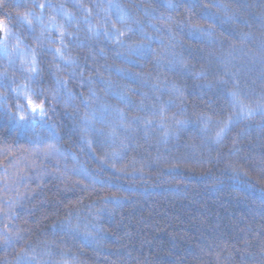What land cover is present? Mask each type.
Returning a JSON list of instances; mask_svg holds the SVG:
<instances>
[{"label":"trees","instance_id":"trees-1","mask_svg":"<svg viewBox=\"0 0 264 264\" xmlns=\"http://www.w3.org/2000/svg\"><path fill=\"white\" fill-rule=\"evenodd\" d=\"M6 2L0 264H264V0ZM25 85L47 113L27 131Z\"/></svg>","mask_w":264,"mask_h":264},{"label":"snow or ice","instance_id":"snow-or-ice-1","mask_svg":"<svg viewBox=\"0 0 264 264\" xmlns=\"http://www.w3.org/2000/svg\"><path fill=\"white\" fill-rule=\"evenodd\" d=\"M8 6L9 5L7 4L6 0H0V8H7ZM41 7H43V5H41ZM49 7H51V5H49ZM88 14L89 15L91 14L90 11L88 12ZM30 15H31V13L23 14V19L28 21L29 24H31V20L28 19V17ZM65 15L70 16V14H68V13H65ZM117 22L123 23L124 18L122 16L119 17ZM85 23H88V21L85 20ZM113 29L115 30L116 33H118V36L115 38L114 42L117 43L120 47H124L123 42L119 39V37L125 36V34L127 32H133L134 29H132L131 27H126L123 30L116 29L115 24H113ZM57 30L59 31V34H60L59 43H60L61 47H57L55 49V51L53 52V55L55 57L60 58V59H64L63 49L67 47V45L64 43V39L66 36H71V34L65 32L63 30L62 26L60 28H58ZM88 31L93 32V28L89 27ZM141 31H142V29H141ZM0 32L4 33V39L0 40V52H2L6 56H10L11 53L8 52L6 40L11 35V31L7 27V25L3 23L2 20H0ZM104 34L108 37H112V35H113V33L108 32L107 29H105ZM151 39L152 38L149 37L145 33L141 36V42L140 43H137L135 46H132V45L127 46L125 52L117 53V55L127 62H131L129 60V58L133 57V56L149 55L152 53V49L150 47ZM49 42L51 43V41H49ZM37 43H41V41L37 40ZM17 49H18V45H17V48L14 49L13 51L16 52V54L21 57V69L20 70L23 72L29 73L30 75L27 77V79L34 81L36 75H38V72H39L36 51L31 50L30 53H21V52H18ZM48 51L52 52V49H48ZM66 62H70V61H66ZM9 64L13 65L14 62L12 60H9ZM116 71L119 73L122 70L117 69ZM8 87H9V84L7 82L6 74H0V88H8ZM11 91L16 93L17 96H20L21 94L29 96V98H28V109H30V111L28 109H24L22 105L17 104L15 112L8 111L6 113L7 119L9 121L13 122L14 125L17 127V129L27 131V130L33 128L37 124L38 117L41 120H43L46 117L47 113H46V109L44 107V102L42 101L40 104H33L30 96L36 95V93L31 88H29L27 85H25L23 87V89H21L19 86L16 88H12ZM176 91L179 92L180 90L177 89ZM233 97L235 98V94H233ZM6 99H7L6 96H0V105L4 106V107H0V112H4V108L6 107V105H5ZM235 106H236V104H234V107ZM258 107L264 108V103H261L260 105H258ZM239 111L241 114H244L246 112V114L248 116H251L252 112H253V110L251 108L247 107L246 105H244L242 103H239ZM136 122H138L136 119H134L133 121H130V123H136ZM230 122H231V117L229 118V121L224 123V125L220 128L219 132H217L218 137L220 136L221 133H223L225 131V129L228 127V124ZM146 123H150V122H146ZM183 123H184L183 121H177V125H182ZM89 143H91V142H89ZM69 228H70V230H75L72 228V226L70 224H69Z\"/></svg>","mask_w":264,"mask_h":264},{"label":"water","instance_id":"water-1","mask_svg":"<svg viewBox=\"0 0 264 264\" xmlns=\"http://www.w3.org/2000/svg\"><path fill=\"white\" fill-rule=\"evenodd\" d=\"M0 37H1V34H0Z\"/></svg>","mask_w":264,"mask_h":264}]
</instances>
